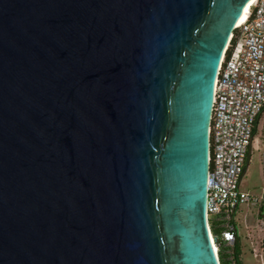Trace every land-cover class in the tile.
<instances>
[{
    "label": "water",
    "instance_id": "95a60500",
    "mask_svg": "<svg viewBox=\"0 0 264 264\" xmlns=\"http://www.w3.org/2000/svg\"><path fill=\"white\" fill-rule=\"evenodd\" d=\"M251 0H0V264H220L210 122Z\"/></svg>",
    "mask_w": 264,
    "mask_h": 264
},
{
    "label": "built area",
    "instance_id": "2783aa9c",
    "mask_svg": "<svg viewBox=\"0 0 264 264\" xmlns=\"http://www.w3.org/2000/svg\"><path fill=\"white\" fill-rule=\"evenodd\" d=\"M263 108L264 0H255L248 18L236 25L230 37L214 89L207 220L220 264H238L235 221L241 206L264 201V191L258 194L240 188L254 123Z\"/></svg>",
    "mask_w": 264,
    "mask_h": 264
},
{
    "label": "rangeland",
    "instance_id": "374dc122",
    "mask_svg": "<svg viewBox=\"0 0 264 264\" xmlns=\"http://www.w3.org/2000/svg\"><path fill=\"white\" fill-rule=\"evenodd\" d=\"M255 129L256 132L249 153L250 162L244 166L240 188L244 191L260 194L264 191V111ZM258 213L259 205L241 206L237 213L241 264H264V249L262 247L263 220L257 217Z\"/></svg>",
    "mask_w": 264,
    "mask_h": 264
},
{
    "label": "trees",
    "instance_id": "16d2710c",
    "mask_svg": "<svg viewBox=\"0 0 264 264\" xmlns=\"http://www.w3.org/2000/svg\"><path fill=\"white\" fill-rule=\"evenodd\" d=\"M263 111H264V108H263L262 112ZM262 112L258 115V117H257V119H256V121L254 123V128H253V133H252V142H253V138H254L255 132H256L255 128H256V126L258 124V121H259V119L261 117ZM250 147H249V152H248L247 158H249ZM263 158H264V156H263ZM263 173H264V161H263ZM257 217L264 221V201L259 205V213H258ZM235 226L236 227L238 226L237 221H235ZM262 247L264 249V236H263V240H262ZM234 255H235L236 259H237L238 264H241V262H240V248H239L238 235H237V238H236V241H235V245H234Z\"/></svg>",
    "mask_w": 264,
    "mask_h": 264
},
{
    "label": "bare ground",
    "instance_id": "6f19581e",
    "mask_svg": "<svg viewBox=\"0 0 264 264\" xmlns=\"http://www.w3.org/2000/svg\"><path fill=\"white\" fill-rule=\"evenodd\" d=\"M255 0H251L247 6L245 7L244 13L242 15V17L240 18V20L238 21L237 25L242 24L247 18H248V14L251 10V6L254 4ZM214 250H216V247L214 246Z\"/></svg>",
    "mask_w": 264,
    "mask_h": 264
},
{
    "label": "crops",
    "instance_id": "0c3cea01",
    "mask_svg": "<svg viewBox=\"0 0 264 264\" xmlns=\"http://www.w3.org/2000/svg\"><path fill=\"white\" fill-rule=\"evenodd\" d=\"M264 150V149H263ZM250 162V159L248 158V161H247V163L246 164H248Z\"/></svg>",
    "mask_w": 264,
    "mask_h": 264
}]
</instances>
